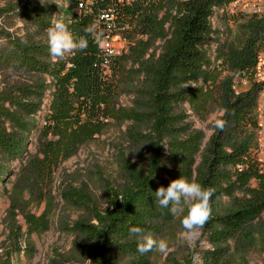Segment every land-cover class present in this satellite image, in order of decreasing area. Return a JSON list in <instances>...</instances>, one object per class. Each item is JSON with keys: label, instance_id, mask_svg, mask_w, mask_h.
Wrapping results in <instances>:
<instances>
[{"label": "trees", "instance_id": "1", "mask_svg": "<svg viewBox=\"0 0 264 264\" xmlns=\"http://www.w3.org/2000/svg\"><path fill=\"white\" fill-rule=\"evenodd\" d=\"M68 1L70 9L63 13L74 36L85 35L84 28L95 22L107 40L120 35L128 42L131 55L148 82L145 93L149 112L146 114L151 122V133L146 141L151 153L147 169L126 164V180L116 189H110L104 210L97 209L84 197L91 219L77 221L74 225L82 240L81 253L89 264H151L150 252L137 251L136 239L130 237L129 229L138 226L152 232L160 221L173 220L169 208H162L156 202L154 192L182 176L189 180L194 177L202 186L215 190L211 199L212 214L203 228L216 248L206 252L203 259L204 264H217L223 243L264 212V174L250 157L252 143L244 136L247 126L253 129L256 126V94L237 95L231 83H227L223 89L224 115L221 118L226 121L225 127L215 128L195 169L194 159L201 149L202 133L193 132L185 139L169 143L165 138L181 131L177 126L182 116L177 113L176 105L183 101L195 104L206 92L196 85L214 81L216 70L211 67L206 44L215 32L212 20L216 13L234 21L242 17L225 11L234 0ZM22 10L37 25L51 26L43 18L47 11L44 6L26 3ZM14 11V6L2 8L0 17ZM104 15L108 18L103 19ZM247 31L248 40L236 55L235 66L240 76L251 79L258 56L264 50V18L250 17ZM137 37L147 39L137 40ZM155 37L163 40L158 56L138 59L148 52ZM87 38L89 46L84 52L67 54L58 60L50 56L47 44L30 38L8 35L6 45L0 49V64L31 75H48L51 79L53 93L44 126L51 133V139L41 142L47 166L73 155L81 145L101 133L109 119L117 120L124 114L115 106L121 58L108 55L90 36ZM106 56L107 63L104 62ZM42 89L43 85L14 90L5 86L0 90L2 157L22 155L23 133L31 124L28 117L40 109ZM164 145L170 149V156L185 159L180 175L174 170L167 172L170 179L162 172ZM180 153L184 157H180ZM239 165L242 170L237 168ZM2 173L0 166V182ZM252 180L256 182L255 187L250 185ZM239 190L244 192V202L228 213L216 215L222 208L221 199L232 197Z\"/></svg>", "mask_w": 264, "mask_h": 264}, {"label": "rangeland", "instance_id": "2", "mask_svg": "<svg viewBox=\"0 0 264 264\" xmlns=\"http://www.w3.org/2000/svg\"><path fill=\"white\" fill-rule=\"evenodd\" d=\"M26 3L44 6L47 11L43 18L50 24L54 18H62L67 25L63 11L70 9L68 0H0V9L15 7L12 14L0 17V49L6 45L8 35L47 44L48 28L37 25L22 10V5ZM236 19L229 20L221 18L219 13L215 14L212 20L215 32L206 44L211 67L216 70L214 81L196 85L206 92L195 104L183 101L176 105L177 113L182 116L177 126L181 131L165 138V142L169 143L185 139L193 132L202 133V145L195 155L194 169L201 163L202 152L215 132V120L224 115L222 97L227 83H231L237 95L254 92L252 85L240 76L235 66L236 55L248 40L250 18ZM140 39L147 38L137 37V40ZM162 45L163 40L153 38L148 52L138 59L148 60L151 55L156 58ZM113 47L121 58L115 106L124 114H120L117 120L109 119L108 126L101 133L81 145L73 155L60 159L52 166L46 165L41 153V142L51 139V133L44 128L53 93L51 79L48 75H31L0 64V90L5 86L14 90L43 85L40 109L28 117L31 124L23 133L25 143L22 155L17 158L0 155L3 171L0 182V264H89L81 253L79 244L82 240L74 228L77 221L91 219L84 197L97 209L104 210L108 205L110 189H116L126 180V164L147 169L151 157L146 142L147 135L151 133V122L146 114L149 112L145 93L148 82L136 58L131 55L128 42L117 35L113 38ZM255 133V128H245L244 136L252 143L250 150L255 143ZM163 151L164 177L170 179L167 172L172 170L180 175L185 159L170 156L167 146ZM180 157H184L183 153ZM250 185L255 187L256 182L252 180ZM245 198L241 190L232 197H223L222 208L216 215L236 209ZM156 228L151 233L169 241V252L167 255L150 252L151 264H184L187 261L204 264L206 252L216 248L204 228L195 239H181L178 233L183 228L179 217L160 221ZM221 248L217 264H264V212L227 239Z\"/></svg>", "mask_w": 264, "mask_h": 264}, {"label": "clouds", "instance_id": "3", "mask_svg": "<svg viewBox=\"0 0 264 264\" xmlns=\"http://www.w3.org/2000/svg\"><path fill=\"white\" fill-rule=\"evenodd\" d=\"M83 31L85 35L74 36L62 18H54L51 26L47 29V45L50 56L54 60H58L63 59L67 54L74 55L77 52H84L89 46L88 36L101 48L104 47L107 36L95 22L86 26ZM225 124L224 119L218 118L215 120L214 126L222 130ZM214 191L195 180L181 176L172 180L167 187L160 186L154 195L160 207L169 208L174 217L180 218L183 231L178 233V236L181 239L191 240L198 236L211 217V199ZM129 235L135 237L137 251L141 254L159 252L167 255L169 252V241L166 238L156 237L144 228L133 226L129 229Z\"/></svg>", "mask_w": 264, "mask_h": 264}, {"label": "built area", "instance_id": "4", "mask_svg": "<svg viewBox=\"0 0 264 264\" xmlns=\"http://www.w3.org/2000/svg\"><path fill=\"white\" fill-rule=\"evenodd\" d=\"M80 8H82L81 5ZM225 11L229 15H237L245 18H264V0H234L226 7ZM102 18L107 19L108 17L104 15ZM113 38L111 37V39L107 40L103 48L108 55L117 56V52L113 47ZM261 55L262 59L260 57ZM107 58V56L104 58L105 63H107ZM246 80L252 85V90L256 94V106L254 109L256 138L249 155L255 162L260 173L264 174V50L258 56V62L253 69L251 79L246 78ZM237 168L239 170L243 169L242 165L237 166Z\"/></svg>", "mask_w": 264, "mask_h": 264}]
</instances>
